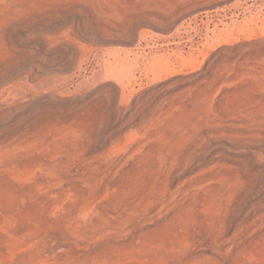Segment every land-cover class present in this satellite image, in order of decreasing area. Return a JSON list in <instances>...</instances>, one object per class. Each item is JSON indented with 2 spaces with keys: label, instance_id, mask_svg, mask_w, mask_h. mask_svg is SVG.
I'll return each mask as SVG.
<instances>
[{
  "label": "rangeland",
  "instance_id": "374dc122",
  "mask_svg": "<svg viewBox=\"0 0 264 264\" xmlns=\"http://www.w3.org/2000/svg\"><path fill=\"white\" fill-rule=\"evenodd\" d=\"M0 264H264V0H0Z\"/></svg>",
  "mask_w": 264,
  "mask_h": 264
}]
</instances>
